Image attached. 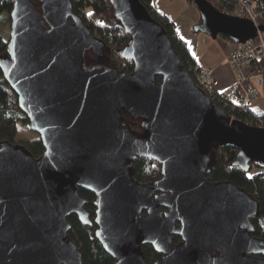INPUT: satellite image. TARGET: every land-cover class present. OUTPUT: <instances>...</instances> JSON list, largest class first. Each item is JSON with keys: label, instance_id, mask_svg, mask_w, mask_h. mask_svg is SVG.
I'll use <instances>...</instances> for the list:
<instances>
[{"label": "water", "instance_id": "95a60500", "mask_svg": "<svg viewBox=\"0 0 264 264\" xmlns=\"http://www.w3.org/2000/svg\"><path fill=\"white\" fill-rule=\"evenodd\" d=\"M13 1L0 69L44 153L0 141V264H83L68 220L91 223L83 188L96 195V235L114 264H264V239L253 235L258 200L204 176L221 146L264 166V129L211 100L141 0H111L130 36L121 56L131 73L108 65L105 41L72 0ZM190 1L197 33L238 43L264 32L209 0ZM139 157L160 162L162 176L134 179ZM150 244L162 253L151 263L142 248Z\"/></svg>", "mask_w": 264, "mask_h": 264}, {"label": "trees", "instance_id": "16d2710c", "mask_svg": "<svg viewBox=\"0 0 264 264\" xmlns=\"http://www.w3.org/2000/svg\"><path fill=\"white\" fill-rule=\"evenodd\" d=\"M33 1L35 4L38 3V0ZM152 1L153 0H141L148 11L163 24L159 16L152 11ZM222 1V5H224L227 0ZM250 1L253 2L256 11L262 12L259 22L264 24V0ZM188 2L193 5L192 1L188 0ZM212 3L222 11V7L214 2ZM13 6V0H0V20L3 13H8V17H6L7 25L5 24L6 27L0 29V58L8 53V42L11 34V10ZM72 7L75 12L82 17L84 22L87 23L90 30L105 41L106 60L112 61L114 68L119 71L122 70L127 73L133 72L134 62L132 60H125L121 56V51L130 41V36L122 26L119 18L116 17L111 0H72ZM200 22L201 17L198 23ZM167 31L172 38L173 45L182 59L184 66L188 68L189 64H195V58L192 56L187 41L178 36L177 33L175 35L177 29L173 20L169 27H167ZM158 81H161L160 77ZM211 100H213L218 107L220 106L223 108L230 116L235 115V117L240 120H244L247 115L252 112L257 114L254 108H246L247 111H244L232 107L231 104L224 106V102L227 101V99L222 97L218 100ZM258 112L263 114L262 110ZM127 118L133 130L138 132L142 131L140 119H132L129 115H127ZM28 121L27 115L19 108L17 94L9 87L3 75L0 76V141L7 140L15 145L20 143L15 140V136L18 133V125L23 124L27 127ZM22 145L26 149H29L36 158L42 156L44 153V145L39 136L34 141H29ZM237 157L238 153L236 148L224 146L216 148L211 166L204 173V176H206L211 183L230 181L258 200L260 209L257 217L252 219L254 228L253 235L264 239V166L258 161L251 162L249 165L239 163ZM133 168L134 179L145 184L154 182L162 176L161 163L147 157L135 159ZM79 192L87 199V209L91 216V223H83L77 214H73L68 218L72 225L69 236L80 248L83 264H114V257L106 252L96 235L98 227L95 223V210L97 207L95 202L96 195L84 188L80 189ZM173 239L176 243H180L181 241L179 236H174ZM142 248L146 260L149 263L161 259L162 253L159 254L153 245H143Z\"/></svg>", "mask_w": 264, "mask_h": 264}, {"label": "built area", "instance_id": "2783aa9c", "mask_svg": "<svg viewBox=\"0 0 264 264\" xmlns=\"http://www.w3.org/2000/svg\"><path fill=\"white\" fill-rule=\"evenodd\" d=\"M221 3L222 12L234 16L251 19L257 26L261 24L259 19L262 12L256 11L253 2L250 0H227L222 5V0H216ZM152 11L159 16L166 28L172 23L171 17L163 10H158L151 2ZM177 31L175 32L176 35ZM234 48L229 53L230 65L236 72L235 82L228 89L218 91L214 88V69L212 67H202L195 60V64L188 65V71L196 84L209 94L211 99L218 100L220 97L227 99L224 106L232 105L234 108L247 111L246 108H253V103L257 99H264V32L258 31L254 39L245 42L234 43ZM257 114L252 112L243 120L250 126H256L264 129V108L256 107ZM262 110L263 114L258 111ZM236 119L231 115V120ZM242 121V120H241Z\"/></svg>", "mask_w": 264, "mask_h": 264}, {"label": "crops", "instance_id": "0c3cea01", "mask_svg": "<svg viewBox=\"0 0 264 264\" xmlns=\"http://www.w3.org/2000/svg\"><path fill=\"white\" fill-rule=\"evenodd\" d=\"M152 2L158 10L165 11L173 19L176 29L179 28L177 21L181 18L184 9H186L184 7L189 8L192 6L188 0H153ZM199 15L191 22L193 26L198 24L201 14L199 13ZM185 32L187 31L185 30ZM177 34L187 41L192 56L202 67H212L214 69L213 85L215 89L218 91L226 90L235 82L236 72L228 59L229 53L234 48L232 41L222 36L212 38L207 34L197 33L193 35L187 32L181 35L180 31Z\"/></svg>", "mask_w": 264, "mask_h": 264}, {"label": "rangeland", "instance_id": "374dc122", "mask_svg": "<svg viewBox=\"0 0 264 264\" xmlns=\"http://www.w3.org/2000/svg\"><path fill=\"white\" fill-rule=\"evenodd\" d=\"M210 1L214 2L218 6L222 7L221 6V3L217 2L216 0H210ZM184 8H186V9H184L181 18L177 21V24H178V27H179L177 29V32L180 31L181 35L182 34L184 35L187 32H190V34L195 35V34H197L196 31H195V29H194L196 25L193 26L191 24V22H193V20H194V18L196 16H200L199 15V10H198V8L196 7V5L194 3L189 8L188 7H184ZM6 17H8V13L5 12V13H3V15L1 17V20H0V29L6 27L5 26V24H6ZM7 23H8V21H7ZM8 27H9V23H8ZM185 30L187 32H185ZM199 34H202V33H199ZM89 57H91V59L92 58H96L94 55H92V52L90 53V56ZM106 61L108 62V65H111L112 67H114L112 61H110L108 59ZM2 74H3V72L0 69V75H2ZM257 106L260 107V108H262V109L264 108V99L263 98L262 99H257L253 103V108L254 109H257L256 108ZM17 130H18V133L15 136V140L18 141V142H20L21 144H26V142L34 141L39 136L38 133L33 132L32 130L28 129V127H25L23 124H19Z\"/></svg>", "mask_w": 264, "mask_h": 264}]
</instances>
